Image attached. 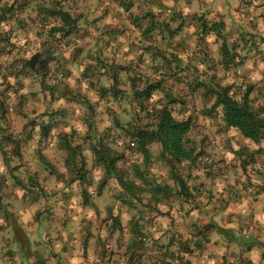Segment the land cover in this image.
<instances>
[{
  "label": "clouds",
  "instance_id": "1",
  "mask_svg": "<svg viewBox=\"0 0 264 264\" xmlns=\"http://www.w3.org/2000/svg\"><path fill=\"white\" fill-rule=\"evenodd\" d=\"M14 4L0 0L10 9L0 20V264H129V248L131 264H264V0ZM63 14L77 21L70 35ZM224 89L255 117V138L227 122ZM165 110L187 125L167 130L194 161L173 159L158 139L141 149L126 134L159 133ZM61 137L87 179H70ZM98 140L123 156L119 175L97 162Z\"/></svg>",
  "mask_w": 264,
  "mask_h": 264
},
{
  "label": "trees",
  "instance_id": "2",
  "mask_svg": "<svg viewBox=\"0 0 264 264\" xmlns=\"http://www.w3.org/2000/svg\"><path fill=\"white\" fill-rule=\"evenodd\" d=\"M124 6L127 8V7H130L131 5L130 4H125ZM41 11H44V10L41 9ZM63 15H64L66 28L68 29L65 32V34L66 35H70L71 32H72V26L75 25L77 23V21L73 20L67 14H63ZM148 17H150L151 20L155 19V17H153L151 15V13L146 15V18H148ZM5 18L6 17L0 16V20H3ZM197 19H198V21L200 22L201 25L205 24V21H204L202 16L201 17H197ZM169 23L170 22H166L164 24V27H165L164 29L168 30L172 34L173 30L171 29V26H169ZM137 24H139V21H137ZM151 27H158V25L153 24V25H151ZM151 27H150L149 31L151 30ZM222 28H223V24L222 23H217L214 26L213 30L219 32ZM61 30L62 29H52V33H55L56 31H61ZM207 30L208 29L205 26L204 31H207ZM147 33H148V31H146L144 33V35L146 36ZM224 53H225V64L226 65L231 64L232 60H231V57L228 55V49H227L226 45L224 47ZM37 59H39V57H37ZM100 65H102V67H105V68L108 69V74H110V75L113 74V70H112L111 66L105 64L103 61L100 62ZM26 67L31 69L32 65L31 64H27ZM132 83L135 84V80H133ZM149 87H151V84H149ZM248 91L251 92L250 90H248ZM226 92H227V89H224V90H220L217 93V96H218V101L217 102L218 103H220V102L226 103V105H227L226 111L228 113L227 122L229 124L238 123L246 134L253 135L254 138H255V136L258 135V133H257V124H256L255 117L252 114L248 113L246 105L243 108V110L238 111L237 110V105L233 104L231 101H228L226 99ZM133 95L135 97L136 95H139V94L138 93H134ZM167 98H169V102H176V100L173 97H171L170 95ZM245 99H247V97H245ZM156 115L159 117V125H158L159 126V130H160L159 133H152V134L146 135L139 128H135V129H133L132 132H126V134L133 141H138V147L141 148V149H144L146 141H150L152 139H158L164 145V148L168 152H170L172 154V158L173 159L179 160L181 157H185V158H187L189 160H193L194 161L193 155L184 151L183 147L180 144V141H179L177 135L174 134L173 132H169L167 130L169 128H176V127L185 128V127H187V125H176L174 122H170L169 118H168V113H167L166 110L157 112ZM241 117L243 119H241ZM117 126H119L118 123H117ZM0 131H3V130L0 129ZM42 131L44 132L45 137H46L48 135V127L42 126ZM133 133H135V134H133ZM6 139H8V142H10V143H15V141H13L10 137H6ZM98 144H100V150L96 151V153H95L96 157H97V162L103 163L106 166L107 171L109 172V174L115 173V174L119 175V173L116 172V169L114 168V164H115L117 159H120L122 157V155H118L117 153L114 154V153L111 152V150L105 149L103 144L99 140H98ZM16 147H17V151L14 152V154L19 155V151H18L19 145H17ZM66 147L71 152V154H73L71 156L72 159L74 161H76V157H75L76 150L71 149L68 144H66ZM193 151H194V149H193ZM145 154L147 155V153H145ZM5 155H7V153H5ZM44 162H46V164H50L48 161H44ZM169 163H170V161H169ZM246 163L247 162L245 161V164ZM76 167H77V169L79 167L80 169L83 168V170H84V166L82 167L81 165H79V163L76 165ZM136 174L137 175H142L139 172V169L136 170ZM172 175H173L174 178H176L180 182L181 186L184 187L183 180L180 179L179 177H176L175 168L174 167L172 168ZM86 178H87L86 176H82L81 175L78 179H86ZM121 183L123 184V181ZM124 186H125L126 190L129 192L130 195L135 193V191H136L135 185L129 183V184L124 185ZM102 187H103V184L101 185V188ZM149 187H152V186L149 185ZM160 191H165L166 192L167 190L166 189H158L157 190V194H159ZM85 198L88 200V196H87L86 193L84 194V199ZM186 198L187 199H192L191 196H187ZM85 204H87V202H85ZM109 212H111V209H109ZM115 227H117V228L120 227L119 220L115 221ZM128 251H129V254L131 256V260H134L135 259V254L133 252V249L129 248ZM131 260H130L129 264H131ZM42 263H44V260H42L40 262V264H42Z\"/></svg>",
  "mask_w": 264,
  "mask_h": 264
},
{
  "label": "rangeland",
  "instance_id": "3",
  "mask_svg": "<svg viewBox=\"0 0 264 264\" xmlns=\"http://www.w3.org/2000/svg\"><path fill=\"white\" fill-rule=\"evenodd\" d=\"M27 3H28V0H23V3H21V0H15V4H20V10L21 11H23L24 10V8H25V6L27 5ZM15 4L13 5V8H15ZM131 7V6H130ZM7 11H10V9H8L7 7H5V8H3V9H0V16H3V17H6V13H7ZM146 18V17H145ZM146 19H150V17H148V18H146ZM175 19H176V17H175V15L173 16V17H171L170 18V22H175ZM169 26H170V23H169ZM21 27H23V24H21ZM163 28H165L164 27V25H163ZM172 29V28H171ZM169 34H171L170 32H169ZM148 36V33H147V35H146V37ZM170 36V35H169ZM168 37H166L165 39H167ZM0 39H2V38H0ZM174 59H175V57H174ZM102 64V63H101ZM101 67H102V65H100ZM89 71H91L90 69H89ZM110 75V74H109ZM94 86V85H93ZM48 91H53V89H47ZM248 90H250V91H252V88L251 87H249V89ZM105 95L107 94L106 92L104 93ZM171 96V95H170ZM171 97H173V96H171ZM174 99H175V97H173ZM168 99V102H169V98H167ZM169 103H173V102H169ZM0 109H3V104H0ZM90 111H91V109H89ZM262 111H264V109H261ZM2 119H5V116L2 114V113H0V120H2ZM118 123V122H117ZM35 124V121H32V122H30V125H34ZM27 127L28 126H25V131H27ZM5 140L8 142V139H6L5 138ZM61 140L63 141V144H64V147L67 149V151L69 152V156H68V158H67V164H68V166H69V168L71 169V176H70V179L72 180V182H74L75 180H76V178L78 179L81 175H82V172H84V170H85V168H86V164L84 165V170H83V168L82 169H80L79 167H78V169H77V167H76V165L78 164V163H76V161H74L73 159H72V155L73 154H71V152L68 150V148L66 147V144H67V142H66V138L65 137H61ZM101 142V141H100ZM10 143V142H9ZM15 144H16V146L17 145H19V141H15ZM97 144H98V141H97ZM118 155H120L119 153H117ZM16 155V154H15ZM39 159H40V163L42 164V166H44L45 168H47L50 172H51V174H53V175H55V172H54V170L52 169V167H51V165L50 164H46V162H44V161H48L47 159H45L43 156H40L39 157ZM44 159V160H43ZM120 159H123V156L120 158ZM49 162V161H48ZM247 162V161H246ZM79 165H81V164H79ZM16 170H18V168L16 169ZM14 179H16V181H17V184H20V181H19V179L18 178H16V177H13ZM87 179V178H86ZM30 184L33 186V187H35L36 186V181H35V179L33 178L31 181H30ZM30 194L31 195H35V193L34 192H31L30 191ZM84 201L85 202H88V200L85 198L84 199ZM124 203H128V201L127 200H124L123 201ZM51 215V213L49 212V213H44L43 214V217H47V216H50ZM43 217H38V220L39 219H42ZM105 223H107V221H105ZM9 255L11 254V253H8ZM43 259L42 258H40L39 259V261H38V264H40V262L42 261ZM42 264H44V263H42Z\"/></svg>",
  "mask_w": 264,
  "mask_h": 264
},
{
  "label": "crops",
  "instance_id": "4",
  "mask_svg": "<svg viewBox=\"0 0 264 264\" xmlns=\"http://www.w3.org/2000/svg\"><path fill=\"white\" fill-rule=\"evenodd\" d=\"M167 32H168V34H169V31L168 30H166ZM169 35H171V34H169Z\"/></svg>",
  "mask_w": 264,
  "mask_h": 264
}]
</instances>
